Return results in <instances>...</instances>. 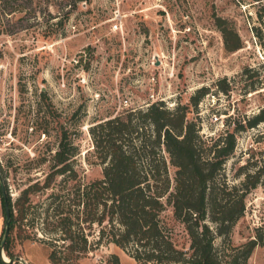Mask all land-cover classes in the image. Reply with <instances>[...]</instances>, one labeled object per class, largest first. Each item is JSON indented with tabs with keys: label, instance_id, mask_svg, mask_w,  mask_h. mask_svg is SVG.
Segmentation results:
<instances>
[{
	"label": "rangeland",
	"instance_id": "1",
	"mask_svg": "<svg viewBox=\"0 0 264 264\" xmlns=\"http://www.w3.org/2000/svg\"><path fill=\"white\" fill-rule=\"evenodd\" d=\"M262 3L0 0V240L8 196L13 204L23 187L43 180L62 140L76 152L70 162L82 179L100 176L101 165L92 162L93 123L161 101L169 107L188 105L186 117L196 121L199 133L215 136L231 120L264 109V48L253 29L264 26L256 12ZM221 26L236 30L239 48L225 47ZM200 87L207 92L192 105L191 95ZM235 137L222 169L229 182L241 181L242 171L264 163V123L240 129ZM169 169L172 174L174 166ZM60 179L56 176L54 183ZM45 195L35 192L31 198L38 202ZM167 217L174 243L188 251L186 229L170 210ZM260 231L264 234V173L246 196L231 240L240 244ZM11 235L13 256L25 264H52L40 232L25 238L16 223ZM214 243L220 245V237ZM111 253L121 264L136 263L107 243L80 264H109ZM247 264H264V243L254 247Z\"/></svg>",
	"mask_w": 264,
	"mask_h": 264
},
{
	"label": "trees",
	"instance_id": "2",
	"mask_svg": "<svg viewBox=\"0 0 264 264\" xmlns=\"http://www.w3.org/2000/svg\"><path fill=\"white\" fill-rule=\"evenodd\" d=\"M256 12L264 24V3ZM221 29L228 50L242 45L236 30ZM253 29L264 48V26ZM206 92L198 88L191 104ZM187 108L153 101L90 125L92 162L101 165V174L88 180L73 167L76 152L62 140L43 180L23 187L13 204L9 196L8 202L4 199L9 228L0 247L6 255L13 257L8 248L17 223L25 238L42 234L38 238L47 244L52 264H80L82 257L107 243L121 247L135 264H247L254 247L264 243V234L256 232L233 244L231 232L245 213L246 196L260 181L264 163L242 171L239 182L222 178V169L234 150L236 131L264 123V109L231 120L215 136H203L196 121L186 117ZM169 165L174 166L172 174ZM58 175L61 179L54 183ZM35 192L46 193L45 198L34 202ZM168 210L188 233V251L173 241ZM216 237L220 245L214 243ZM107 261L121 264L115 253ZM0 264L6 263L0 258Z\"/></svg>",
	"mask_w": 264,
	"mask_h": 264
},
{
	"label": "water",
	"instance_id": "3",
	"mask_svg": "<svg viewBox=\"0 0 264 264\" xmlns=\"http://www.w3.org/2000/svg\"><path fill=\"white\" fill-rule=\"evenodd\" d=\"M5 196V195H4ZM8 228H9V223L6 222V225H5V231H4V236H6V234L8 233ZM0 258L6 263V264H13V262H15L16 260L21 262V263H24L25 262L23 261V258H21L20 256H13V257H9L8 256V259H5L3 257V250L0 248ZM156 264H173V263H170V262H160V263H156ZM188 264H198V263H188Z\"/></svg>",
	"mask_w": 264,
	"mask_h": 264
},
{
	"label": "built area",
	"instance_id": "4",
	"mask_svg": "<svg viewBox=\"0 0 264 264\" xmlns=\"http://www.w3.org/2000/svg\"><path fill=\"white\" fill-rule=\"evenodd\" d=\"M113 27H114L115 29L118 27L117 22H115V23L113 24Z\"/></svg>",
	"mask_w": 264,
	"mask_h": 264
},
{
	"label": "bare ground",
	"instance_id": "5",
	"mask_svg": "<svg viewBox=\"0 0 264 264\" xmlns=\"http://www.w3.org/2000/svg\"><path fill=\"white\" fill-rule=\"evenodd\" d=\"M3 257L5 258V259H8V256L3 252Z\"/></svg>",
	"mask_w": 264,
	"mask_h": 264
},
{
	"label": "crops",
	"instance_id": "6",
	"mask_svg": "<svg viewBox=\"0 0 264 264\" xmlns=\"http://www.w3.org/2000/svg\"><path fill=\"white\" fill-rule=\"evenodd\" d=\"M13 264H17L16 262H13Z\"/></svg>",
	"mask_w": 264,
	"mask_h": 264
}]
</instances>
